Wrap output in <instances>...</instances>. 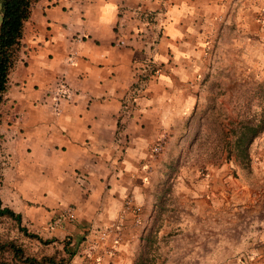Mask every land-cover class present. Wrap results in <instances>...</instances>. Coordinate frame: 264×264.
<instances>
[{
    "label": "crops",
    "instance_id": "0c3cea01",
    "mask_svg": "<svg viewBox=\"0 0 264 264\" xmlns=\"http://www.w3.org/2000/svg\"><path fill=\"white\" fill-rule=\"evenodd\" d=\"M21 42L0 105L17 170L6 204L63 255L74 252L63 264H134L165 200L182 256L264 264V130L247 172L227 156L230 129L209 123L220 117L209 106L219 74L231 70L220 101L235 99L242 76L264 78V0H37ZM149 58L160 71L142 77ZM61 78L69 97L56 111ZM128 195L142 207L139 226L124 212ZM67 206L76 220L56 224ZM116 219L126 228L115 253L97 261L85 249L90 230Z\"/></svg>",
    "mask_w": 264,
    "mask_h": 264
},
{
    "label": "rangeland",
    "instance_id": "374dc122",
    "mask_svg": "<svg viewBox=\"0 0 264 264\" xmlns=\"http://www.w3.org/2000/svg\"><path fill=\"white\" fill-rule=\"evenodd\" d=\"M230 72L231 70L219 74V76L216 77L218 81L214 80L216 83H213L209 87L210 93L218 96L210 102V109L218 110L220 115L217 119L213 113H210L211 117L209 118V123L212 125L215 132L222 124L225 125L226 128L230 129L229 135L233 138L231 130L238 127L243 119L250 117L258 119L259 116L264 113V78H255L253 75L242 76L239 80V84L232 85L235 99L230 101H220L218 98L224 94L221 80L226 78ZM0 110H2L1 106ZM229 115L231 117L227 118ZM209 137L208 141L211 140V134ZM7 141L8 139L0 133V198L3 205L6 206H8L6 203L10 201L9 198L12 193L10 183L14 181L10 180L9 176L10 173L13 175L15 171H17L14 170V165H9L10 154L8 153V144L6 145ZM208 143L209 144H207V142H203L201 149H203V152L206 153V155H212L216 152V150H212V145H210V142ZM205 146H208V148H204ZM227 156H230V154H228V147ZM232 156H234V154ZM199 167L202 172L205 171L206 166ZM246 171L249 172L250 169H246ZM169 206L170 204L168 201L165 200V202H162L160 213L158 214L159 216H157L154 223V229L151 232L154 234L153 241L149 244L150 247H148V243H145V245L138 250L137 256H144L148 258L149 264H201V256H182L185 247L182 245L180 246L179 244L181 243H177L175 246L170 244L174 234H172L173 231L170 230L168 222L172 219L173 222L177 223L179 221V216L174 212H171V214ZM164 225L166 228L162 227ZM22 227L26 228L27 233L36 234L33 231L34 229L26 227L22 220L19 223L8 216L0 215V243L9 244L10 242H13V244L19 247L27 256H31L36 259H40L43 256H53L57 263H65L67 260L66 252V255H63L62 250L57 248L56 245H51L50 243H45L35 237L26 235V233L21 230ZM155 229L157 231H155ZM182 233L183 236L188 235L189 241L196 239L195 233L191 234V231L189 233L183 231ZM214 262L216 261L214 260ZM0 264L23 263L14 257L13 251L9 247H6L3 251H0ZM225 264H232V262L227 260ZM238 264H246V262L245 260H242L241 262L239 261Z\"/></svg>",
    "mask_w": 264,
    "mask_h": 264
},
{
    "label": "trees",
    "instance_id": "16d2710c",
    "mask_svg": "<svg viewBox=\"0 0 264 264\" xmlns=\"http://www.w3.org/2000/svg\"><path fill=\"white\" fill-rule=\"evenodd\" d=\"M37 0H0V105L6 101V94L9 89V79L13 67L18 58V53L22 47V33L25 22L29 19L31 8ZM1 120V119H0ZM264 130V113L258 119L254 117L243 119L240 125L231 130L233 138L228 145V154H234L236 161L241 167L249 169L251 158L249 154V145L255 137L260 135ZM0 215L8 216L20 223L21 215L16 213L9 206L3 205L0 198ZM22 231L31 237H35L45 243L48 240H43L37 234L27 233L26 228L22 227ZM153 231V230H152ZM155 231H157L155 229ZM151 232L148 233L146 244L153 241ZM9 247L14 254V257L19 259L23 264H63L64 262L57 263L53 256H43L36 259L27 256L23 251L17 247L13 242L9 244L0 243V251ZM67 257H71L74 252L65 250ZM150 261V259H149ZM134 264H149L148 258L144 256H136ZM151 264V263H150Z\"/></svg>",
    "mask_w": 264,
    "mask_h": 264
},
{
    "label": "built area",
    "instance_id": "2783aa9c",
    "mask_svg": "<svg viewBox=\"0 0 264 264\" xmlns=\"http://www.w3.org/2000/svg\"><path fill=\"white\" fill-rule=\"evenodd\" d=\"M56 2L57 0H53ZM72 62V60H71ZM153 58L147 59L143 64L140 66L144 75L141 74L142 77L146 76L147 71H144L149 66L155 67L153 69V73L156 74L160 70L158 67L154 66ZM151 69V68H150ZM52 97L54 100V109L57 111L59 108V104L63 98L69 97V87L64 79H59L56 84V89L52 92ZM164 145L161 140H158L152 146V154L156 155L160 153L163 149ZM124 212H129L132 214L131 225L139 226L142 222V207L134 202V199L131 195H128L123 204ZM76 220L74 209L71 206H67L64 208L56 218V224L60 225L64 222L73 223ZM126 228V224L122 222L120 219H116L115 221L107 224L103 227L92 228L90 232L93 234L94 239L90 238L87 239V247L85 248L88 253H93L96 250V260L99 261L103 254H114L115 248L118 245L123 232ZM96 236V237H95Z\"/></svg>",
    "mask_w": 264,
    "mask_h": 264
}]
</instances>
